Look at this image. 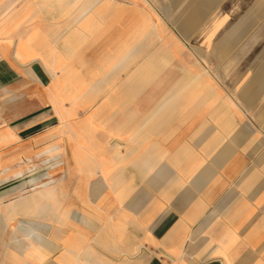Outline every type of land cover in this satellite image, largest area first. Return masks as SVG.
Instances as JSON below:
<instances>
[{"label":"crops","instance_id":"0c3cea01","mask_svg":"<svg viewBox=\"0 0 264 264\" xmlns=\"http://www.w3.org/2000/svg\"><path fill=\"white\" fill-rule=\"evenodd\" d=\"M170 2L185 7L173 17L139 0H0V146L26 116L21 127L42 129L26 138L34 149L61 147L68 130L80 147L81 112L104 115L110 132L87 140L105 148L90 156L103 164L102 203L78 200L64 156L22 162L51 161L40 180L61 177L42 192L0 190V264H264V0ZM177 34L219 78H161ZM236 70L243 78H227ZM18 167L0 157V181Z\"/></svg>","mask_w":264,"mask_h":264},{"label":"rangeland","instance_id":"374dc122","mask_svg":"<svg viewBox=\"0 0 264 264\" xmlns=\"http://www.w3.org/2000/svg\"><path fill=\"white\" fill-rule=\"evenodd\" d=\"M141 1V4H143V6H145L147 8V10L150 11H161V16H167V12H172L173 13V17L175 14L179 13L182 9H184L185 4L184 3H179V2H170V0H139ZM172 1V0H171ZM152 4V5H151ZM163 16V17H164ZM174 27V26H173ZM176 33H178L176 31ZM164 37H162L161 41L162 44L165 42V39H163ZM177 42H176V48H177V60L176 61H172L170 62V64L168 63L165 68H163L161 70V78H185L186 75L188 76H195V78H219V73L217 71V68L215 66H213L211 63H209L208 67L207 66H201V62L196 60V57L194 56V54L192 55L191 53H189L188 51L186 52L185 50L186 45L189 46L188 43H186V45L182 42L183 40L180 38L179 34H177ZM147 41L153 42L156 41V39L153 38V36H149L146 39ZM190 47V46H189ZM183 50V52H181L180 50ZM162 53H165V56L169 57V53L168 51L164 52L162 51ZM196 55V53H195ZM197 56V55H196ZM171 57V56H170ZM153 58V52H149L146 54L145 56V60L149 59L151 60ZM176 58V57H175ZM199 59V58H198ZM147 63V62H146ZM152 69V68H151ZM241 69V68H240ZM229 70V69H228ZM232 70V69H231ZM237 74L235 76H228L227 78H243L242 76L240 77L239 74V70H236ZM242 73V70L240 71ZM229 71H226V74L229 75ZM232 73V72H231ZM189 77V78H190ZM194 78V77H193ZM226 78V77H225ZM5 89H2V92L0 93V109H1V117H0V128H3L5 126H8L9 124V117H10V110H9V105L7 103H5ZM20 104V102L18 103V105ZM87 112H81L80 117L78 118L79 120V126H80V130L79 133L76 131L75 138L80 140V147H75L73 148L72 146V139H68V138H72L73 134H72V130H68L67 133L70 135L69 137L64 139V145H62L61 147H59V151H63V155L64 158L66 159V161H62V163L60 164L61 166V171H63L64 175L67 176V163H69L71 165V169L73 170L74 176L78 177L79 176V180H80V186L76 187V189H78L79 191V195H77L78 200L81 203H93L95 202L96 204L98 203H102L105 201V194H104V181L101 178H95L96 176V171L98 170V168L100 167V165L103 164H98V163H94L91 162L90 156H94L97 152V150H101L104 153L105 148L104 147H100L98 149H96V147L93 146H88L89 142H87V140L92 141L93 139H98L101 140L102 142H104V140L106 138H108V132L107 130H105L106 127V122H105V116L104 115H97V116H92V118H90L88 116V114H86ZM62 116H59V120H61ZM256 121L258 122H264V118L262 116H255ZM31 116H26L23 118H20L16 121V123H18L17 129H16V133L13 131L12 133V137L11 139L4 143L3 145L0 146V157L4 158L5 162L7 164H11V165H16V167H18L19 165H22L25 167V171L24 174L22 176H12L10 179L8 180H1L0 181V190L1 191H9V188L13 189V192L18 191L20 188L28 185V183L30 185L33 184L32 180H35V183L38 182L43 174L47 171V166H50L51 164H44L42 161H36L35 165L29 164V169L27 168V163H22L24 160L30 159L31 156L33 155H37L40 153H43L44 151H40L43 148H46V144L43 146H40L36 149H34L32 147V145H30V141L26 140V138L30 135H33L35 133L38 132V130H42L39 127L41 125H34L33 127H29L28 129L21 127L22 125L24 126L26 122H24L25 120H30ZM58 120V121H59ZM108 120V118H107ZM120 121L119 116H117V118H114V121L112 120L113 124H118ZM61 122V121H59ZM93 122V123H92ZM109 122L110 125L111 122ZM3 123V125H2ZM15 121L13 122L12 125H14ZM23 123V124H21ZM58 123V122H57ZM97 127V128H96ZM23 128V129H22ZM94 129V130H93ZM47 132L50 131H46V137L45 140H50L51 138L55 137V132L49 133L47 134ZM72 135V136H71ZM74 138V137H73ZM49 149V147H48ZM74 149H76L75 154L76 156H79L80 161L73 163L71 161V158L67 157L68 155L73 154ZM118 152V161L122 160L121 157V147H118L116 149ZM57 151V150H56ZM30 156V157H28ZM28 157V158H27ZM36 159V158H35ZM39 160V159H38ZM121 163L117 162V165L119 166ZM20 167V166H19ZM103 169V166H102ZM119 170H120V166H119ZM104 171V170H103ZM35 173V175H31ZM19 177V178H18ZM75 180V179H74ZM32 183V184H31ZM34 183V184H35ZM83 183V185H82ZM117 185V184H116ZM29 187V186H28ZM97 187V188H95ZM65 196H64V202L67 203H71V197H72V188H71V184H69L66 188H65ZM21 194H19L17 192L16 197L13 198H18ZM24 195H27L24 194ZM3 197V195H2ZM9 196L7 195L5 197V201H9Z\"/></svg>","mask_w":264,"mask_h":264},{"label":"bare ground","instance_id":"6f19581e","mask_svg":"<svg viewBox=\"0 0 264 264\" xmlns=\"http://www.w3.org/2000/svg\"><path fill=\"white\" fill-rule=\"evenodd\" d=\"M152 5V4H151ZM1 133V132H0ZM2 134V133H1ZM5 136V135H4ZM72 136V135H71ZM51 147V146H50ZM49 147L48 148H43L42 150L40 151H44L43 153H40V154H37L39 156V158H42V157H46V156H49L50 154H53V155H56V156H61L63 155V151H59V147H56V146H52L51 148H53L54 150L53 151H50L51 148ZM57 150V151H56ZM28 158V157H27ZM35 161L34 160H31L30 163H27V168L29 169V164H32V165H35ZM51 161H44V164H50ZM68 165V173L70 175H74V173L72 172V169H71V165L70 164H67ZM31 167V166H30ZM25 171V167L24 166H20L16 169H13L12 170V176H22L23 172ZM55 171V170H54ZM9 172V171H8ZM7 178H8V174L6 175ZM61 177V174H54L52 176H49L47 178H44L43 180H39L38 182H36L35 184H32V185H29L28 188L30 187H35L37 189H39V192L41 191H46L47 189H49V187H52L56 184V182L58 181V178ZM19 178V177H18Z\"/></svg>","mask_w":264,"mask_h":264}]
</instances>
